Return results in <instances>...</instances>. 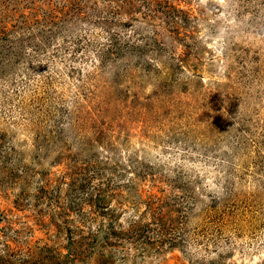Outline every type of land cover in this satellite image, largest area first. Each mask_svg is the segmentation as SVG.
<instances>
[{"label":"rangeland","instance_id":"obj_1","mask_svg":"<svg viewBox=\"0 0 264 264\" xmlns=\"http://www.w3.org/2000/svg\"><path fill=\"white\" fill-rule=\"evenodd\" d=\"M0 264H264V0H0Z\"/></svg>","mask_w":264,"mask_h":264}]
</instances>
